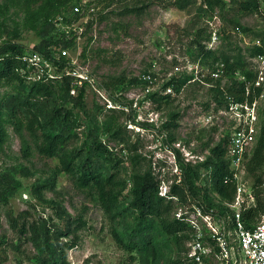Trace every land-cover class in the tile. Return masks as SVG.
<instances>
[{"label":"rangeland","instance_id":"374dc122","mask_svg":"<svg viewBox=\"0 0 264 264\" xmlns=\"http://www.w3.org/2000/svg\"><path fill=\"white\" fill-rule=\"evenodd\" d=\"M64 1L0 0V46L14 41L32 49L41 42L49 23L53 37L72 39L69 47H52L59 60L52 61L53 72L61 76L48 81L59 105L72 111L76 120L78 137L70 148L84 143L90 128H96L99 139L121 159L118 171L121 181H126L122 188L127 202L131 199L132 175L138 167L144 172L151 169L160 181V193L167 195L181 178L176 149L184 162L201 163L226 135L229 118L223 113L224 106L216 108L212 89L215 80L206 79L207 70L214 71L222 59L195 57L194 53L201 52L198 43L215 50L216 57L232 56L231 62L242 56L244 67L250 69L248 49L257 39L264 41V0H259L258 9H245L243 5L249 0H224V10L208 8L204 0H180L183 6L173 5L176 0ZM134 6L141 9L127 11ZM66 70L88 74L91 82L80 86L72 74L70 93L66 94L68 83L62 76ZM21 73L28 79L35 76L27 70ZM183 74L192 79L179 89L168 84ZM146 75H151L152 81H147ZM219 78L222 85L231 83L230 76ZM82 90L84 96L80 98ZM21 91L20 81L0 80V105L7 130L6 140L0 144V173L12 172L21 183L8 202L0 198V264H37L39 250L28 228L33 224L41 227L45 221L64 224L63 210L73 222L71 233L62 240L75 238L80 217L86 221L78 228L75 246L65 250L70 264H153L151 258L144 262L142 252H130L117 243L113 227L116 224L123 230V225L114 223L102 208L96 189L80 188L74 177L63 171L58 156H47L39 150L36 140L42 129L38 123L34 122L35 135L32 119L18 114L21 131L17 130L5 103ZM168 94V101L161 98ZM176 113L177 125L166 127ZM209 113L214 116L207 123ZM24 139L30 144L28 156L22 148ZM201 173V183L210 189V169L201 166ZM241 174L247 194L253 195L251 203L256 204V193L264 198V165L255 173L246 167ZM211 196L219 202L214 193ZM173 197L172 215L177 217L198 211L205 199L201 194L199 205ZM212 218L218 229L230 221L226 215L222 223L215 212ZM203 227L209 231L206 222ZM165 238L157 235L165 258L174 262L180 255L186 257L185 248L192 238L185 241L183 250ZM208 263L219 264V260L213 257Z\"/></svg>","mask_w":264,"mask_h":264},{"label":"trees","instance_id":"16d2710c","mask_svg":"<svg viewBox=\"0 0 264 264\" xmlns=\"http://www.w3.org/2000/svg\"><path fill=\"white\" fill-rule=\"evenodd\" d=\"M204 1L208 8L220 7L221 10L226 8L224 0ZM172 4L183 6L180 0H176ZM243 6L245 9H258L259 0H249ZM140 9L141 7L134 6L128 7L127 11ZM49 24L43 30L41 42L32 49L14 41H8L0 46V80L16 79L20 81L22 86V91L11 96L5 103V108L15 121L17 130L21 131V123L16 119L18 114H23L32 119L33 125L31 128L35 135H38V133L34 127V122L39 124L42 129L41 135H38L36 140L39 150L47 156H58L63 171L71 174L80 188L94 187L96 189L102 208L109 214L114 223L123 225V230H120L116 224L113 227L114 237L122 248L130 252L135 250L142 252L144 262H149L151 258L153 264H197L189 255L187 256L189 248H185L186 257L180 255L174 262H170L163 254V247L157 239V235L163 234L166 237L165 239L172 240L178 247L180 246L181 250L184 249L185 241L194 237L195 229L186 217L194 215L195 211L185 213L180 217L172 215L175 207L173 196L186 204L196 202L200 205L199 196L203 194L205 197L202 202L204 210L214 208L215 214L220 217L226 215L232 217L234 215V210L229 203H232L235 199L237 182L234 179L232 180L233 171L227 153V136L225 135L212 148V155H209L201 163L184 162L182 153L176 149L177 157L182 166L181 178L172 184L167 195L160 193V181L151 169L144 172L138 167L132 175L131 199L127 202L123 198L122 188L123 183L126 184V181H121L118 171L121 159L110 150L106 143L99 139L96 128H90L84 143L70 148V145L74 142L73 140L78 137L74 114L67 107L59 105L51 87L52 82L43 79H28L21 73L22 70L27 68V62L22 58L26 51L36 50L45 54L51 60L59 62L52 53V47H69L72 44V39H56L49 34L51 27ZM198 44L201 52L193 54L190 49L189 53L195 55V57H204L205 60L210 57L221 58V63L225 64L224 74L231 78L229 85H222V78L206 77L208 81L215 80L212 89L217 103L216 108L224 106L228 98L233 96L236 99H243L246 80L238 77L237 72L246 75L247 80L255 77L253 70L248 69L247 66L244 67V57L241 56L237 62H231L232 56L223 54L221 57H216L217 52L208 47L207 44L201 42ZM248 51L250 56H253L261 52L262 47L255 45L249 48ZM63 78L68 83L66 94H69L72 76L65 74ZM191 79V75L183 74L174 77L168 84H172L179 89ZM146 80L150 81L149 79ZM83 96L84 91L82 90L80 98ZM161 98L168 101L170 94L161 96ZM3 115L4 110L0 105V144L6 140L7 136ZM177 118H179L178 113L173 115L165 126L177 125L175 122ZM22 148L24 154L28 156L30 144L25 139ZM263 165L264 121L256 147L247 162V170L255 173ZM201 166L210 169V189L204 187L201 183ZM257 181H262L261 176H258ZM20 184V181L14 177L12 172H1V200L8 202ZM37 190H41L40 185ZM208 190H212V193L219 198V202L212 198V193L209 194ZM256 197L257 203L255 205L242 210L243 220L247 228H252L264 213V198L260 196L259 192L256 193ZM63 214L66 215V219L62 225L49 224L45 221L41 227L33 224L28 228V231L31 232V238L39 250V255L35 258L37 264H70L67 261L65 250L68 247L75 246L79 237L77 234L78 228L85 225L86 221L80 217V223L75 229V238L65 241L62 240V237L67 238L71 233L73 218L68 212L66 213V210H63ZM16 221L14 219V222ZM229 226L233 227L232 220H230ZM205 229L209 230L206 232L207 238L211 239L212 243H215L214 245L218 248L216 241L211 237L210 229L208 227ZM210 259H207V263Z\"/></svg>","mask_w":264,"mask_h":264},{"label":"built area","instance_id":"2783aa9c","mask_svg":"<svg viewBox=\"0 0 264 264\" xmlns=\"http://www.w3.org/2000/svg\"><path fill=\"white\" fill-rule=\"evenodd\" d=\"M75 10L79 11L80 6L76 5ZM215 37H217L216 34ZM255 45L262 47L261 52L249 56L250 70L254 71L255 77L247 80L246 75H240L241 79L246 80L244 98L236 99L234 96L228 98L223 107V113L226 118H229L226 136L227 153L233 171L232 180L237 182L235 199L229 203L234 210V215L230 217L233 227L229 226L230 221L226 225L225 218L221 216L219 220L225 225L218 229L212 218L214 208L204 210L203 207H199L198 211L194 210V215L186 217L195 229L194 237L189 243L188 255L197 264H208L207 259L213 257L219 260V264H264V213L252 228H247L242 216V210L255 203H251L253 195L247 194L241 173L246 169L247 162L256 147L264 121V41L257 39L253 46ZM22 58L27 62L25 70L35 75L34 78H30L32 80L49 81L61 76L53 72V60L39 51L32 50L24 54ZM207 71V76L214 78L225 76V64L220 63L214 71ZM65 74L75 76L76 71L66 70L63 72V75ZM76 76V82L80 86H83L86 81L91 82L88 74ZM145 79L152 81V76L146 75ZM75 91L76 89H72V92ZM213 116V113L208 114L207 123L212 122ZM248 195L252 198L250 202ZM204 222L207 223L211 237L216 241L218 248L211 239L207 238L203 227Z\"/></svg>","mask_w":264,"mask_h":264}]
</instances>
